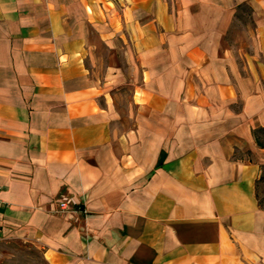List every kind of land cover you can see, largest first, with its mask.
Wrapping results in <instances>:
<instances>
[{
  "label": "crops",
  "instance_id": "obj_1",
  "mask_svg": "<svg viewBox=\"0 0 264 264\" xmlns=\"http://www.w3.org/2000/svg\"><path fill=\"white\" fill-rule=\"evenodd\" d=\"M243 5L245 49L227 43ZM89 26L126 71L91 75ZM258 126L264 0H0V243L46 264H264Z\"/></svg>",
  "mask_w": 264,
  "mask_h": 264
},
{
  "label": "rangeland",
  "instance_id": "obj_2",
  "mask_svg": "<svg viewBox=\"0 0 264 264\" xmlns=\"http://www.w3.org/2000/svg\"><path fill=\"white\" fill-rule=\"evenodd\" d=\"M240 15V20L235 19L230 35L227 37V43L234 44L240 47L247 48L248 30L252 31L253 22L249 20L251 15L250 7L243 5L237 11ZM242 21V22H241ZM89 41L91 53L87 59V65L90 67L91 75L94 77L100 76L103 65L108 63H118L124 71H126V62L123 56L125 44L120 41L114 43L116 51L109 50L97 37L96 29L89 26ZM120 108L125 109L128 90L124 89ZM260 194L264 198V183L261 185ZM0 264H46L41 257L40 250L33 245L20 241H8L0 243Z\"/></svg>",
  "mask_w": 264,
  "mask_h": 264
},
{
  "label": "built area",
  "instance_id": "obj_3",
  "mask_svg": "<svg viewBox=\"0 0 264 264\" xmlns=\"http://www.w3.org/2000/svg\"><path fill=\"white\" fill-rule=\"evenodd\" d=\"M0 206H1V199H0ZM57 211L61 212V213H68V214H72L75 212H84L85 213V209L83 207V205H81L80 203H73L70 199L68 198H61L58 203H57ZM2 231L0 229V240L2 239Z\"/></svg>",
  "mask_w": 264,
  "mask_h": 264
},
{
  "label": "trees",
  "instance_id": "obj_4",
  "mask_svg": "<svg viewBox=\"0 0 264 264\" xmlns=\"http://www.w3.org/2000/svg\"><path fill=\"white\" fill-rule=\"evenodd\" d=\"M253 136L258 146L264 147V126H258L253 130Z\"/></svg>",
  "mask_w": 264,
  "mask_h": 264
}]
</instances>
